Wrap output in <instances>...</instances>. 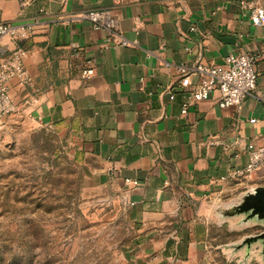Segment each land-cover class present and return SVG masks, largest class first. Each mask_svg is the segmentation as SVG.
I'll return each instance as SVG.
<instances>
[{
    "label": "crops",
    "instance_id": "0c3cea01",
    "mask_svg": "<svg viewBox=\"0 0 264 264\" xmlns=\"http://www.w3.org/2000/svg\"><path fill=\"white\" fill-rule=\"evenodd\" d=\"M239 2L0 0V25L20 30L1 41L0 55L23 49L32 78V86L11 83L15 111L7 119L68 134L84 189L112 188L128 208L138 234L132 264H216L211 232L235 220L221 222L214 207L264 186V170L240 183L221 180L247 164L249 143L264 144V27ZM91 10H110L137 46L108 43L107 31L81 18ZM240 54L256 58L258 75L240 108L221 109L219 91L190 99L199 63L222 65ZM87 67L94 75L82 80ZM30 98L38 103L24 106Z\"/></svg>",
    "mask_w": 264,
    "mask_h": 264
},
{
    "label": "rangeland",
    "instance_id": "374dc122",
    "mask_svg": "<svg viewBox=\"0 0 264 264\" xmlns=\"http://www.w3.org/2000/svg\"><path fill=\"white\" fill-rule=\"evenodd\" d=\"M80 155L65 131L26 117L0 133V264H132L137 237L122 197L83 187ZM214 229L216 264H264L261 244L228 248L264 226L239 220ZM214 250V249H213ZM247 257V258H246Z\"/></svg>",
    "mask_w": 264,
    "mask_h": 264
},
{
    "label": "built area",
    "instance_id": "2783aa9c",
    "mask_svg": "<svg viewBox=\"0 0 264 264\" xmlns=\"http://www.w3.org/2000/svg\"><path fill=\"white\" fill-rule=\"evenodd\" d=\"M264 0H240L239 4L243 10L248 12L249 19L255 27H264ZM83 20L89 22L95 30H105L109 33L107 42L121 47H134L137 42L127 40L121 33L119 21L110 10H91L85 13ZM194 31L195 28H192ZM139 27L135 28L138 33ZM20 36V30L11 25H0V43L7 37ZM24 51L16 49L8 56L0 55V133L4 124L15 111L10 95V86L13 81H18L23 86H32V78L23 65ZM75 58L80 56L76 51ZM256 58L249 54L229 55L222 65L206 67L199 63L193 71L202 75V79L196 89L192 92L190 99L193 101L208 100L212 93L219 91L220 99L218 105L221 109L240 108L247 97H250L256 89L258 75L255 69ZM166 66H171L167 64ZM94 75V69L87 67L80 73L82 80H88ZM173 100L174 96L171 95ZM34 98L24 101V106L37 104ZM189 105H183L181 115H186ZM255 123L256 120H251ZM248 162L244 167L232 169L223 177L222 181L241 182L255 173L264 170V144L257 146L249 143ZM137 184V183H135Z\"/></svg>",
    "mask_w": 264,
    "mask_h": 264
},
{
    "label": "water",
    "instance_id": "95a60500",
    "mask_svg": "<svg viewBox=\"0 0 264 264\" xmlns=\"http://www.w3.org/2000/svg\"><path fill=\"white\" fill-rule=\"evenodd\" d=\"M213 213L223 223L238 219L241 226H248L251 223L264 226V186L249 188L238 201L223 205L217 204ZM259 243L264 256V232L256 236H248L240 243L230 245L228 248L236 251L246 249L247 256H249L252 246Z\"/></svg>",
    "mask_w": 264,
    "mask_h": 264
}]
</instances>
